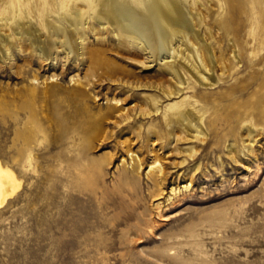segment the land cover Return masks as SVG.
I'll list each match as a JSON object with an SVG mask.
<instances>
[{"label": "rangeland", "instance_id": "1", "mask_svg": "<svg viewBox=\"0 0 264 264\" xmlns=\"http://www.w3.org/2000/svg\"><path fill=\"white\" fill-rule=\"evenodd\" d=\"M166 1L216 86L183 60L176 80L164 53L146 69L95 21L107 0H0V162L22 183L0 207V264H264V0ZM113 2L153 15L155 0ZM78 12L84 55L44 61Z\"/></svg>", "mask_w": 264, "mask_h": 264}, {"label": "bare ground", "instance_id": "2", "mask_svg": "<svg viewBox=\"0 0 264 264\" xmlns=\"http://www.w3.org/2000/svg\"><path fill=\"white\" fill-rule=\"evenodd\" d=\"M107 1L108 2L105 3L103 9L105 12L103 11L104 13L99 14L96 17L95 21L100 23V25H105L107 21H109L112 28H114L117 32V36H119L120 32L124 33L125 36L130 40L132 45L144 52L147 56L146 59L151 62L150 65H146V69H150L153 67V64L155 63V56L158 55V53H164V56L166 57L164 58L162 56V58H164V60L169 59L164 62V65L168 69L169 74L175 77L176 80L177 78L178 81L180 80V73L176 68V61L183 60V62L186 64V67L189 68L190 72L193 73L194 77H196L197 80L202 83V85L204 84V86L206 87L216 86V83L208 82L209 79L208 77H206V72L210 73L212 71L211 69L208 70V65L205 64L202 56L200 62L193 58L194 52H196L197 48L192 45V43H190L189 47H187V50H189L190 53L185 56L181 54L182 50H180V48H182V46L184 45L187 46L188 40H190L189 35L192 37L194 36L190 34L192 28L189 23V18L187 17L186 13L181 11L180 8L170 5L166 0H155V2L153 3V15L151 14V18L139 19L126 10L121 9L118 11V8H114L113 0ZM67 22L70 23L69 27L73 28L74 36L76 38L73 37L72 40H69L66 37V40L61 42L62 46H64V49L61 51L55 50V43L53 42H51L49 49L39 48V55L44 58V61L67 63L71 58V52L69 49L70 45L75 46L74 48L76 49H79V56L84 55L82 51L84 50L85 40H83L78 33L79 25L82 22L81 13L78 12L76 14V21L73 22L70 20ZM25 33L29 35V32ZM6 41V37H2L0 40V44L5 47V54L8 57L7 59H11L10 57H12V53L8 52L10 50L5 45ZM33 43L34 42L32 41V45L34 46ZM174 45L176 46L174 47ZM209 65L211 64L209 63ZM180 84L182 85L183 83ZM164 92L165 96L169 99H171L173 96L181 95L179 91L174 92L170 90ZM158 112L159 111H157L156 113ZM181 116L190 121V116L188 115V113L183 112ZM99 128L100 126L98 122H95L94 124H91V126L87 129V133L91 134V131H97ZM65 130L66 128L63 127V132H65ZM23 133L24 135L28 134L26 141L27 143H29L30 139H32L33 131L25 129ZM158 163L159 161L157 160L152 164L150 169L151 172L155 171V169H157L158 172H162V166H156ZM159 166L160 168H158ZM21 184L22 183L19 180L17 173L12 168L4 166L0 162V207L4 205L8 198H12V196L21 187Z\"/></svg>", "mask_w": 264, "mask_h": 264}]
</instances>
